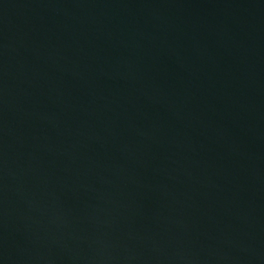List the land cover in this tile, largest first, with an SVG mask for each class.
<instances>
[{
    "label": "water",
    "instance_id": "95a60500",
    "mask_svg": "<svg viewBox=\"0 0 264 264\" xmlns=\"http://www.w3.org/2000/svg\"><path fill=\"white\" fill-rule=\"evenodd\" d=\"M0 264H264V0H0Z\"/></svg>",
    "mask_w": 264,
    "mask_h": 264
}]
</instances>
